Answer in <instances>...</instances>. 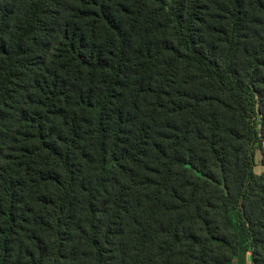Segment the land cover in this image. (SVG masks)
<instances>
[{
  "label": "trees",
  "instance_id": "obj_1",
  "mask_svg": "<svg viewBox=\"0 0 264 264\" xmlns=\"http://www.w3.org/2000/svg\"><path fill=\"white\" fill-rule=\"evenodd\" d=\"M262 143L264 0H0V264H264Z\"/></svg>",
  "mask_w": 264,
  "mask_h": 264
},
{
  "label": "rangeland",
  "instance_id": "obj_2",
  "mask_svg": "<svg viewBox=\"0 0 264 264\" xmlns=\"http://www.w3.org/2000/svg\"><path fill=\"white\" fill-rule=\"evenodd\" d=\"M260 149H264V143L261 144ZM259 147L255 148V155H254V172L258 175L264 172V167L261 165V153ZM245 264H252L250 260V255L247 254L245 258Z\"/></svg>",
  "mask_w": 264,
  "mask_h": 264
}]
</instances>
